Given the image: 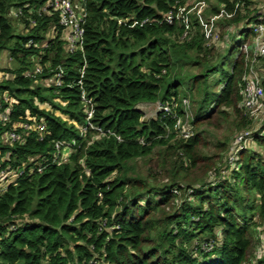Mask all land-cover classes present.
I'll list each match as a JSON object with an SVG mask.
<instances>
[{
	"label": "trees",
	"instance_id": "16d2710c",
	"mask_svg": "<svg viewBox=\"0 0 264 264\" xmlns=\"http://www.w3.org/2000/svg\"><path fill=\"white\" fill-rule=\"evenodd\" d=\"M47 1L0 0V52L9 50L18 65L3 73L11 80L0 85V113L11 110L10 123H0V166L23 171L0 197V264H248L264 224V162L249 149L232 168V143H219L217 150L228 153L229 178H222L220 157L203 153L209 143L198 131L204 124L221 129L231 119L238 133L252 128L238 106L244 63L236 61L224 74L210 104L218 85L209 82L219 66L216 49L206 45L198 23L181 41L185 27L165 21L187 0H88L84 57L67 55L64 44L54 41L44 63L51 59L53 69L64 68L65 87L47 88L23 76L35 52L24 44L43 41L53 27L58 35L62 31L56 17L29 13ZM238 1L216 0L215 16L220 6L234 15L223 27L242 21ZM26 5L25 18L33 17L36 27L24 18L26 35H17L19 22L9 13ZM84 60V85L96 104L93 122L110 132L99 139L91 130L81 136V94L70 87ZM51 74L47 70L37 80ZM158 102L176 105L191 138L175 130L172 116L143 120L138 106ZM30 118L44 119L46 137L30 132L13 146L5 144L6 134L33 123ZM57 142L76 143L61 165L51 164ZM42 159L45 169L31 172ZM214 171L221 179L206 182ZM208 244L210 251L203 249Z\"/></svg>",
	"mask_w": 264,
	"mask_h": 264
},
{
	"label": "built area",
	"instance_id": "2783aa9c",
	"mask_svg": "<svg viewBox=\"0 0 264 264\" xmlns=\"http://www.w3.org/2000/svg\"><path fill=\"white\" fill-rule=\"evenodd\" d=\"M87 1L88 0H48L39 9H30L31 16L34 12L39 17L45 16L49 18H55L58 20V24L61 27V34L58 35L55 27L45 35V38L41 42H37L34 39H30L26 44V49H33L35 52L30 56V69L23 73L25 78L34 79L37 83H41L43 86L55 89L65 87V72L62 66H57L53 69L51 59L49 62L44 63V57L48 55L54 41L57 39L64 44L65 53L67 55H74L81 53L84 57L85 52V35H86V23H87ZM29 5L24 7L12 8L9 16L12 19L17 20L20 25H23V19L25 18L24 9H28ZM207 8L206 2L198 0H187L183 6L177 9H172L165 15V21L169 25L175 23L185 27V31L180 40H187L193 23H198L204 28L206 45L211 49H216L219 44L225 38L231 40L232 36L238 31L242 30L247 32L250 41L248 44H244L241 47V52L237 56L236 61H242L244 63V73L240 84L241 101L239 102V108L246 113L252 122V128L244 132H240L231 144V151L228 154V162L232 168L237 166L239 161V155L242 151L253 150L257 153L264 162V0H239L235 4V8L241 11L242 21L239 24H232L226 26L224 35L216 30L211 24L214 20L224 21L225 18L232 19L233 14H226L225 7L220 6V14L212 18L213 21L205 23L203 16L200 19L196 13L193 14V9H198L200 13ZM197 16L196 21L193 19ZM28 16L25 20L29 21L30 27H36V20L33 17ZM148 21H144L145 24ZM22 27V26H21ZM209 29V30H208ZM224 32V29H221ZM237 40L240 37L236 36ZM87 62L84 60V64L78 69L79 79L75 81L70 87L77 86L80 90V100L83 107V113L85 117V125L79 127L81 136L85 137L88 131L91 130L95 133V139H99L104 135L110 133L105 132L103 128L94 124L93 120L96 115V104L92 97L89 96L85 85L84 79L86 76ZM51 71V75L41 79L45 71ZM0 77L6 80L9 76L1 74ZM0 78V81H3ZM8 101V99H6ZM145 105V104H144ZM149 105V104H146ZM157 107V114L163 113L165 116H172L175 120V130L178 131L185 139H189L193 136V131L190 129L189 124L183 117H179L175 112L176 105L170 106L162 102L155 104ZM0 103V107H1ZM183 106L186 109V119H189V102L183 101ZM11 110L5 109L0 113V123L6 126L10 123ZM156 114V115H157ZM33 123H26L21 126L20 131L13 129L6 134L4 139L5 144L13 146L15 143L21 142L30 132H36L40 140L46 137L47 125L44 119L40 121L31 119ZM117 139L121 141L118 136ZM76 143H55V153L53 154V160L51 164L61 165L65 163L70 155L74 151ZM10 155H7L4 160H8ZM42 161V162H41ZM37 163L36 167L31 169V172L41 173L47 163L46 159H42ZM34 160H31V163ZM23 171H14L10 167L2 168L0 166V197L7 191L8 187L15 183L17 179L22 176ZM257 241L258 244L251 256L248 264H264V224L257 229ZM213 248L212 244L205 245L204 250L210 251Z\"/></svg>",
	"mask_w": 264,
	"mask_h": 264
},
{
	"label": "rangeland",
	"instance_id": "374dc122",
	"mask_svg": "<svg viewBox=\"0 0 264 264\" xmlns=\"http://www.w3.org/2000/svg\"><path fill=\"white\" fill-rule=\"evenodd\" d=\"M198 1L206 2L207 8L203 11V14L201 12L200 15L197 13V11L199 12L198 9H193L192 11L193 14L196 13L199 19L202 15L205 20V23L213 21L212 18H214L215 15L212 13V7L216 6V0H198ZM197 16L195 15L193 17L195 21L197 19ZM221 23H222L221 20H214L211 24H213L216 30L220 31L222 35H224L227 27L226 26L223 27ZM221 29H224V32ZM16 33L17 35H26L25 31L21 28L19 23L16 25ZM237 35L240 37L239 40H237L236 38ZM248 41H250V37H248L247 32L238 30L232 36L231 40L229 38H225L223 40V43L221 42L219 46L217 47L216 52H217L218 59H219L218 61L219 63L217 65L219 66L217 70L214 72V74L212 75V78H210L209 82H216L218 85H216V88H214V91H216L215 92L216 94H214L215 96L212 98L210 104H213L215 102L217 94L220 92V90L224 86V83H225L224 74L228 76L232 73V70L237 60V56L241 52V47L244 44H248ZM15 42L16 40L14 41V43ZM21 44L23 43L21 42ZM212 61L217 62L216 59ZM212 64H215V63H212ZM17 67L18 65L17 63H15V61L11 57L9 50H3L2 52H0V75L11 69H16ZM185 70L191 71L193 72V74H198L201 72V69L193 68L189 66L186 67ZM10 77H8L6 80H11ZM1 84H2V81H0V85ZM2 98L3 96L0 91V103L2 101ZM138 109H140V111L144 114V118H143L144 121L155 118L157 114L156 105L141 104L138 106ZM231 121L232 119L228 121L227 123H225L224 125H222L221 129H215L213 128V126L207 125V124H204L198 127V131L204 132L203 137L209 143V145L205 149H203V153L207 156H211V155L219 156L220 159L217 160V168L223 169V170L225 169V161H226V157L228 153L217 150V146L219 145V143L226 142L227 148H228L229 145L234 141L235 137L239 134L238 131L232 125ZM0 160L3 161L1 157H0ZM216 174H217V171L210 173L209 176L207 175V177H205V181L208 183L219 181L221 178L217 179L218 176ZM221 175H222V178L224 177L225 179L229 178V173L227 172V170H224L221 173Z\"/></svg>",
	"mask_w": 264,
	"mask_h": 264
}]
</instances>
